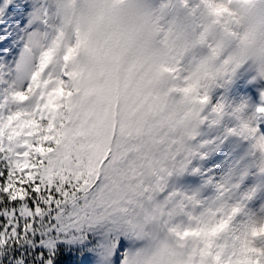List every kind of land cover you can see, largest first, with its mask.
Segmentation results:
<instances>
[{"label":"snow or ice","instance_id":"6c2138e0","mask_svg":"<svg viewBox=\"0 0 264 264\" xmlns=\"http://www.w3.org/2000/svg\"><path fill=\"white\" fill-rule=\"evenodd\" d=\"M12 11L37 48L17 79L0 43V264H264V103L223 99L221 0Z\"/></svg>","mask_w":264,"mask_h":264},{"label":"clouds","instance_id":"9594fccd","mask_svg":"<svg viewBox=\"0 0 264 264\" xmlns=\"http://www.w3.org/2000/svg\"><path fill=\"white\" fill-rule=\"evenodd\" d=\"M228 9L222 16L209 13L208 24L216 41L217 55L222 59L213 71H233L243 65L253 76L264 79V0H221ZM26 43L37 48L35 38ZM33 55L23 45L18 50L13 76L23 79L32 69Z\"/></svg>","mask_w":264,"mask_h":264},{"label":"rangeland","instance_id":"374dc122","mask_svg":"<svg viewBox=\"0 0 264 264\" xmlns=\"http://www.w3.org/2000/svg\"><path fill=\"white\" fill-rule=\"evenodd\" d=\"M29 2L31 0H0V43H3L5 38L10 39V43L12 47L15 49V53L12 56V63L15 61L16 54L20 47L24 45L25 39L27 37V33L32 31L35 28V24L33 23L31 17V11L23 14V20L17 19L19 15L17 12L12 11V9L20 8L22 3ZM198 49V52L203 54L207 51V49L203 48ZM252 70L248 68L247 65H243L240 69L237 70L236 73L233 74L232 79L225 85L224 90L222 92L223 99L225 103L232 105H245L246 111L248 113H252L255 111L256 107L264 103L261 100V90L256 89V95L253 96L252 93H244L235 90V85L238 79L242 76H252ZM249 82L247 79V83ZM213 94L221 95V93H216V90L213 89ZM250 180L254 178H249Z\"/></svg>","mask_w":264,"mask_h":264},{"label":"trees","instance_id":"16d2710c","mask_svg":"<svg viewBox=\"0 0 264 264\" xmlns=\"http://www.w3.org/2000/svg\"><path fill=\"white\" fill-rule=\"evenodd\" d=\"M170 183H176L177 186H180L179 180L177 177H170Z\"/></svg>","mask_w":264,"mask_h":264}]
</instances>
